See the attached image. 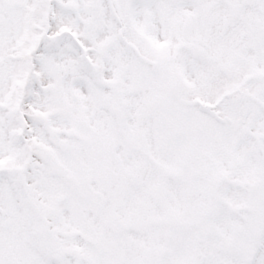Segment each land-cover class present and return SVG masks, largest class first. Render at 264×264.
I'll list each match as a JSON object with an SVG mask.
<instances>
[{"label": "snow or ice", "instance_id": "6c2138e0", "mask_svg": "<svg viewBox=\"0 0 264 264\" xmlns=\"http://www.w3.org/2000/svg\"><path fill=\"white\" fill-rule=\"evenodd\" d=\"M0 264H264V0H0Z\"/></svg>", "mask_w": 264, "mask_h": 264}]
</instances>
